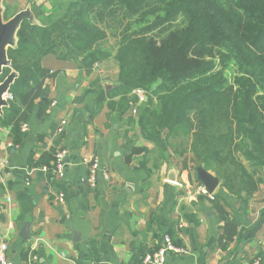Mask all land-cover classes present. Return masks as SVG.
Returning <instances> with one entry per match:
<instances>
[{"label": "crops", "instance_id": "0c3cea01", "mask_svg": "<svg viewBox=\"0 0 264 264\" xmlns=\"http://www.w3.org/2000/svg\"><path fill=\"white\" fill-rule=\"evenodd\" d=\"M30 4L44 22L54 0H4L5 18ZM42 66L49 74L26 120L15 130L0 121V242L8 243L14 264H144L166 234L188 249L169 254L168 264H264V166L245 164L257 180L252 195H235L221 181L214 193H204L186 155L159 152L154 142L138 139L147 97L133 90L126 107L115 105L122 96L108 93L120 86L114 57L89 69L81 58L48 54ZM144 146L149 153L128 160L134 147ZM60 148L68 153L63 177L53 171ZM95 159L100 169L93 184ZM215 196L238 222L224 249L218 239L225 221Z\"/></svg>", "mask_w": 264, "mask_h": 264}, {"label": "trees", "instance_id": "16d2710c", "mask_svg": "<svg viewBox=\"0 0 264 264\" xmlns=\"http://www.w3.org/2000/svg\"><path fill=\"white\" fill-rule=\"evenodd\" d=\"M32 9L44 18L39 7ZM45 17L40 24L24 20L17 48H9L19 76L2 125L18 128L42 95L49 74L44 56L81 58L89 69L114 57L120 86L108 93L122 96L115 105L126 107L133 90L148 93L146 140L159 145L167 131L169 148L213 168L231 193L256 191L242 158L264 166V0H54ZM111 34L115 46L106 47ZM143 149L134 147L128 160ZM212 203L225 221L218 239L224 249L238 222L221 197Z\"/></svg>", "mask_w": 264, "mask_h": 264}, {"label": "water", "instance_id": "95a60500", "mask_svg": "<svg viewBox=\"0 0 264 264\" xmlns=\"http://www.w3.org/2000/svg\"><path fill=\"white\" fill-rule=\"evenodd\" d=\"M7 7L4 0H0V114L4 113V108L10 104V89L18 78V72L13 68L12 60L9 58V48H17L18 31L24 20H29L32 24H40L31 4L27 8L20 10L9 18H5ZM5 68H11V71L2 78ZM197 178L204 186L205 190L212 194L220 183V178L199 165L196 167ZM23 238H28V230L26 229Z\"/></svg>", "mask_w": 264, "mask_h": 264}, {"label": "built area", "instance_id": "2783aa9c", "mask_svg": "<svg viewBox=\"0 0 264 264\" xmlns=\"http://www.w3.org/2000/svg\"><path fill=\"white\" fill-rule=\"evenodd\" d=\"M135 92L142 98L144 96L142 89H137ZM10 99H12V94H10ZM62 125H64L66 122L62 121ZM23 131L28 130V124L23 123L22 124ZM59 131H63V126L59 128ZM11 146V143H10ZM67 149L66 148H60L56 150L54 155V167L53 171L60 177H63L65 175V168L67 165ZM87 160V159H84ZM100 169V164L97 159H95L92 162L91 166V181L93 184L97 181V171ZM201 191L204 193H207L204 187H201ZM59 200L64 201L65 194L60 193L59 194ZM188 249L179 246L174 243L172 240V237L168 234L164 236L163 244L154 252L148 253L143 257V263L144 264H168V256L169 254H187ZM0 264H14L12 259L9 256V245L6 241L0 242ZM254 264H258V262H255Z\"/></svg>", "mask_w": 264, "mask_h": 264}, {"label": "rangeland", "instance_id": "374dc122", "mask_svg": "<svg viewBox=\"0 0 264 264\" xmlns=\"http://www.w3.org/2000/svg\"><path fill=\"white\" fill-rule=\"evenodd\" d=\"M115 43H116V38L111 34L110 35V37H109V39H108V41L105 43V46L106 47H110V46H115ZM114 51V53H115V50H113ZM10 69V71H11V68H9ZM9 71V72H10ZM144 92H143V94H144V96L145 97H147V99H148V93L145 91V90H143ZM145 103H146V100H144V102L143 103H140V104H142V106H141V108L142 107H144L145 106ZM138 108V107H137ZM139 131H137L138 132V139H140V138H142V136H143V131H142V128H140V129H138ZM166 137H167V131H161L160 132V135H159V142H160V144L158 145V144H155L156 145V147L157 148H155L157 151H161V149L162 150H164L165 148L166 149H169V146H168V144L166 143ZM145 147V146H144ZM154 148V147H153ZM172 151H173V148H170ZM169 149V150H170ZM146 152V153H149V151H150V149L148 148V149H143L142 150V152ZM161 153H159V155H160ZM174 155H176V156H178V157H180L179 156V154L178 153H176V152H174L173 153ZM184 158H187L188 160L189 159H192L193 158V156L191 155V153H188V154H186V156L184 157ZM183 158V159H184ZM242 161H243V163H244V165L246 164V163H248L247 164V166L248 167H251V166H253V163L252 162H250V161H247V160H245L244 158H242ZM191 163L193 164V165H195V166H199V161H198V159H196V158H194L192 161H191ZM211 170L215 173V170L213 169V168H211ZM251 170V169H250ZM221 182H222V180H221ZM222 184H223V182H222Z\"/></svg>", "mask_w": 264, "mask_h": 264}]
</instances>
